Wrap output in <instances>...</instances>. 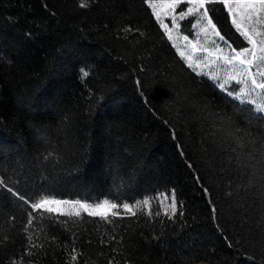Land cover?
Wrapping results in <instances>:
<instances>
[{
	"label": "trees",
	"instance_id": "1",
	"mask_svg": "<svg viewBox=\"0 0 264 264\" xmlns=\"http://www.w3.org/2000/svg\"><path fill=\"white\" fill-rule=\"evenodd\" d=\"M80 3L0 0V176L30 196L149 205L112 223L37 220L44 246L28 256L26 214L0 191V264H69L73 247L75 264H264L254 106L189 68L148 0ZM215 9L229 43L247 46ZM173 193L182 208L170 219L160 198Z\"/></svg>",
	"mask_w": 264,
	"mask_h": 264
},
{
	"label": "snow or ice",
	"instance_id": "2",
	"mask_svg": "<svg viewBox=\"0 0 264 264\" xmlns=\"http://www.w3.org/2000/svg\"><path fill=\"white\" fill-rule=\"evenodd\" d=\"M216 5H221L222 10H226L231 28L248 46L242 44L238 50L233 47L234 42L229 43L230 38L218 27V22L213 15ZM79 6L89 7V0H81ZM149 7L153 9L155 19L164 30L168 40H173L174 30L178 34L177 39L181 38L179 34L182 21H186L192 29L197 30L195 41L189 39L190 33L182 36L185 41L183 48L176 43L173 44L180 57L188 62L189 68L194 71L199 69L197 74L208 76L214 82V86H217L227 96L253 105V109L244 110L246 118L250 122L259 121L264 126V0H163L158 5L149 0ZM162 15L169 18L168 23L164 22ZM217 40L223 41L228 51H225ZM198 52L204 55L197 57ZM204 68H209L210 71L204 72ZM82 74L88 75L83 70ZM233 82L238 86L242 85L239 91L234 88L230 90L229 86ZM137 84L143 95V83L137 81ZM253 111L259 115L249 114ZM18 183V181L9 183L3 176H0V191L18 201L19 208L26 214L23 227L27 240L25 254L28 256L33 255L35 249L44 246L35 243L34 236L29 231L37 220H51L54 224H67L68 221L60 220V217L81 218L82 213H85L89 217H98L106 223H112V218L122 217L124 214L136 216L137 210L142 205L145 207L149 205L147 199L135 204L116 203L107 199L102 203L89 204L56 199L42 193L30 196L27 191L18 187ZM164 199L170 200V203L163 214L169 216L170 219L174 218L179 208H182V204L178 206L174 193ZM64 206H68L70 210L64 211ZM155 214L160 215V212ZM179 214L183 215V212L180 211ZM149 215H152L150 209ZM8 220L15 221L16 217L9 216ZM51 239L55 240L56 237L52 236ZM78 259L79 253L73 247L69 253V264H75ZM22 261L23 257L13 261V264H22ZM109 264L112 262L110 261Z\"/></svg>",
	"mask_w": 264,
	"mask_h": 264
},
{
	"label": "rangeland",
	"instance_id": "3",
	"mask_svg": "<svg viewBox=\"0 0 264 264\" xmlns=\"http://www.w3.org/2000/svg\"><path fill=\"white\" fill-rule=\"evenodd\" d=\"M151 2H152V3H155V4L158 5V4L162 3L163 0H151ZM148 3H149V0H148ZM152 10H153V9H152ZM162 19L164 20L165 23H168V22H169V18H168V17H164V16L162 15ZM181 25H182V22H181ZM169 26L171 27V25H169ZM196 31H197L196 29H193V36H192V35H191V36L189 35V39H190V40L195 41V39H196V37H195V33H196ZM179 35L181 36V38H180V39H177L178 34H177L176 31L174 30V31H173V40H171V42H172L173 44L176 43V44H178L181 48H183V46H184V44H185V41H183L182 36H183V35H187V34H185L184 31H183L182 28H181V32H180ZM217 43L220 44V46H221L222 48H224L225 51H228V49L225 47L224 43H221V41H219V40H217ZM247 46H248V45H247ZM238 50H239V48H238ZM186 53H187V50H186ZM203 55H204L203 53H199V52L196 53V56H197V57H201V56H203ZM186 62H187V61H186ZM187 63H188V62H187ZM197 71L199 72L200 70L197 69ZM203 71H204V72H209L210 69H209V68H204ZM221 74H222V70H221ZM230 86L235 87V90H236V91H239V88L242 87V85H241V86H238V85H236L234 82H233ZM230 86H229V87H230ZM164 197H170V195H162L161 198H160V201H161V203H162L161 205H162V207H163L164 210H165V209H168V205H169V203H170V200H165ZM53 198H54V197H53ZM56 199H60V198H56ZM61 200L86 202V201L77 200V199H74V200H72V199H61ZM104 200H106V199H104ZM104 200H102V201L99 202V203H102ZM107 200H109V201H111V202H114V201H112V200H110V199H107ZM142 201H143V200H141L140 202H142ZM86 203H89V202H86ZM89 204H96V203H89ZM129 204H132V203H129ZM133 204H135V203H133ZM141 207H144V206L142 205ZM63 210H64V211H69L70 209H69L68 206H64V207H63ZM169 211H170V209H169Z\"/></svg>",
	"mask_w": 264,
	"mask_h": 264
}]
</instances>
